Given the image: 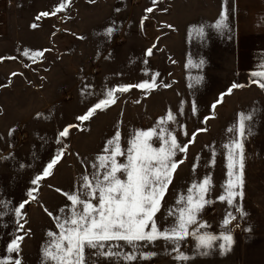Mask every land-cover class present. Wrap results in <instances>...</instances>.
Masks as SVG:
<instances>
[{
  "label": "rangeland",
  "instance_id": "1",
  "mask_svg": "<svg viewBox=\"0 0 264 264\" xmlns=\"http://www.w3.org/2000/svg\"><path fill=\"white\" fill-rule=\"evenodd\" d=\"M10 1L26 10L23 18L16 16L21 24L11 26L7 41L0 42V258L42 264L43 250L53 239L48 233L60 232L55 217L63 220L71 213L64 194L82 192L85 175L91 180L103 172L95 165L98 157L110 156L104 150L115 134L119 132L125 153L116 159L127 163L134 133L166 128L187 151L174 157L183 162L155 215L157 228H172L186 206L183 201L193 194L189 189L207 178L209 203L197 214V224L175 245L161 239L133 249L118 242L120 253L136 255L133 261L86 248V264H264V89L235 72L233 51L237 10L243 13L246 4L264 0ZM61 3L66 4L63 11L36 20ZM225 10L227 28L218 30L215 25ZM33 23L38 27L33 29ZM35 52L43 55L33 57ZM152 76V90L116 93L115 104L88 121L77 119L105 98L107 90L151 82ZM169 112L175 122L167 120ZM241 113L252 116L246 121L250 134L242 141L244 195L229 206L219 199L230 179L225 145L238 139ZM69 125L79 127L60 137ZM152 143L163 146L155 136ZM60 153L50 174L33 184ZM21 204L22 218L16 215ZM229 212L236 219L224 225ZM204 234H231V251L221 254L220 239L211 249H197L196 237ZM17 237H23L19 251L8 257L7 243ZM141 253L154 255L143 259ZM179 255L188 259H177Z\"/></svg>",
  "mask_w": 264,
  "mask_h": 264
},
{
  "label": "snow or ice",
  "instance_id": "2",
  "mask_svg": "<svg viewBox=\"0 0 264 264\" xmlns=\"http://www.w3.org/2000/svg\"><path fill=\"white\" fill-rule=\"evenodd\" d=\"M70 3V0H67ZM155 2V0H154ZM66 4L61 3L53 12H42L36 20L41 17H49L55 15L65 9ZM151 12L152 9L147 10ZM227 12L222 11L220 19L217 21L215 28L223 30L227 28L225 23ZM33 29L38 25L33 23ZM111 29L108 30L110 35ZM199 34H203V30H198ZM152 49L147 50V55L151 56ZM27 56L28 52L25 51ZM42 52L33 53V57L42 56ZM14 59V58H13ZM203 63V61H201ZM198 67L199 65H192ZM158 75V74H156ZM253 76H258L261 79L253 81L259 87L264 89V71L253 73ZM156 76L151 77V82L145 81L136 85H123L114 89H109L104 94L103 99L95 103L88 111L77 117L79 121H88L94 116L97 111H104L107 107L116 103V93L128 92L131 88H139L144 90H152L155 86ZM197 78L196 83H199ZM233 88L243 87V85L234 84ZM232 89H229V94ZM223 95L217 101L221 103ZM216 104L212 105L215 110ZM195 111V108H194ZM252 116L239 114L238 124L236 126L235 139L231 145H225L228 148V176L229 180L226 187V195H221L219 199L226 201L227 205L233 206L237 197L243 198V169H244V152L243 139L246 134H250V126L246 121H250ZM167 120L175 122V117L171 112L167 115ZM164 121L162 120L161 123ZM206 122V121H205ZM79 127L78 125H69L59 132L60 137H68L70 129ZM206 129H201L204 131ZM232 131V129H229ZM155 136L157 141L162 142L163 146L154 147L152 138ZM120 141V134L117 132L113 140L108 142V147L105 152H109L110 156H100L99 164L96 168L103 169L102 173L93 175V179H89L87 175L83 177L84 189L80 193H65L67 200L70 202L71 213L61 220L60 217H55L57 226L60 229L57 236L53 232H49L48 236L53 237L49 245L43 250L42 264H86L85 249L95 250V254L108 258L122 257L124 261L136 260V255L122 254L119 252V243L124 242L128 246L136 249V247L144 246L145 244L153 243L157 240L171 242L173 245L184 240L190 234L189 226L197 224V214L209 203L206 195L209 191L210 179L203 180L199 185H193L189 189L190 194L186 201H183L186 206L180 210L178 222L168 230H160L157 228L155 220L156 213L160 210L161 201L168 189V185L172 181L173 174L178 165L183 161H176L174 157L177 152H186L187 145L181 146L171 131L166 128H161L159 132L156 130L141 131L133 134L130 141V147L127 150V163L118 162V156L125 155ZM62 153L58 154L44 169L41 176H37L32 181L37 184L39 180L48 176L51 169L59 162ZM195 190V191H194ZM59 191V190H58ZM32 195L31 192L28 193ZM35 197H33L34 199ZM92 201H96L93 203ZM24 207L21 204L16 209V215L21 216L20 209ZM241 215L245 213L237 208ZM63 211V209L61 210ZM51 215V213H49ZM236 219L229 212L223 221L224 225H228L232 220ZM203 227L204 225H198ZM23 224L19 225L20 230H23ZM230 233V230H228ZM197 238V249H211L217 239L223 242L219 244L222 250L221 254L231 251L233 237L231 234H222L220 237L204 234ZM23 237H17L9 245V252L19 251V241ZM110 242H117L112 244ZM143 242V243H142ZM115 247L117 251L111 249ZM207 255V251L202 253ZM154 253L143 254L141 258L148 259ZM177 259L187 260L188 257L179 255ZM15 264H19L17 260Z\"/></svg>",
  "mask_w": 264,
  "mask_h": 264
},
{
  "label": "crops",
  "instance_id": "3",
  "mask_svg": "<svg viewBox=\"0 0 264 264\" xmlns=\"http://www.w3.org/2000/svg\"><path fill=\"white\" fill-rule=\"evenodd\" d=\"M246 6L248 8H245L243 13L237 10L234 19V70L240 75H248L249 81L253 82L261 78L252 74L264 71V2L246 4ZM25 10V6L22 7L19 3L0 0V42L7 41L11 26H15L16 29V24H21L19 17L23 18ZM9 245L10 241L7 247ZM7 256L9 257V251ZM1 260L3 264H14L10 258H0V264Z\"/></svg>",
  "mask_w": 264,
  "mask_h": 264
}]
</instances>
